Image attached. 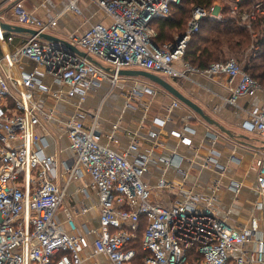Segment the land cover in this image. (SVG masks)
<instances>
[{
    "label": "built area",
    "instance_id": "2783aa9c",
    "mask_svg": "<svg viewBox=\"0 0 264 264\" xmlns=\"http://www.w3.org/2000/svg\"><path fill=\"white\" fill-rule=\"evenodd\" d=\"M77 1L67 0L63 12L80 16ZM92 2L108 21L89 26L68 42L97 65L40 38L51 35L57 17L42 19L14 6L17 23L36 35H27L13 52L5 46L13 42L14 34L0 30V264H98L97 256H104L111 264H133L142 220L140 242L146 254L142 264H264V154L255 161L260 202L250 211L259 210L262 218L252 215L248 226L234 229L213 215L212 198L189 193L168 206L153 202L152 190L143 181L148 172L145 157L131 162L127 154L101 145L95 134L96 114L90 115L88 123L86 115L57 120L40 99L48 95L55 101L75 96L84 100L88 91L102 82L115 87L122 79V70L144 71L168 80L185 79L188 73L223 76L229 86L225 103L230 106L239 98L264 93L234 59L213 63L204 71L183 61L190 37L199 31V22L204 18L221 21L217 7L194 8L183 41L178 42L177 36L173 43L157 47L152 23L170 17L171 6L181 0ZM21 58L33 61L43 72H20L16 64ZM46 75L61 89L44 85L41 78ZM135 95L134 89L128 98ZM246 113L247 128L263 143L264 104ZM51 120L57 122L69 142L72 161L64 164L68 181L89 176L96 193L99 227L91 244L87 238L91 231L86 226L79 229L68 217L66 232L56 217L65 190L56 183V158L43 153L44 136L37 132L40 128L45 133V123ZM149 136L156 138L153 132ZM181 142L190 144L186 138ZM129 151H137L135 140ZM158 186L183 190V184L159 181ZM201 199L206 205H201ZM89 247L90 254L83 257L82 251Z\"/></svg>",
    "mask_w": 264,
    "mask_h": 264
},
{
    "label": "crops",
    "instance_id": "0c3cea01",
    "mask_svg": "<svg viewBox=\"0 0 264 264\" xmlns=\"http://www.w3.org/2000/svg\"><path fill=\"white\" fill-rule=\"evenodd\" d=\"M66 4L67 0H0V23L22 27L12 10L14 6H20L42 19L57 17V26L51 36L68 41L72 36L82 34L89 26L108 21L92 0L77 1L80 16L63 12ZM42 5L46 6L45 9ZM14 36L13 42L5 46L9 52H13L27 34ZM176 37L161 42L159 46L173 43ZM2 51L0 46V57ZM16 65L17 70L23 73L34 70L43 72L27 58H21ZM176 66L180 68V64ZM138 79L122 77L115 87L102 82L88 91L84 100L75 96L55 101L48 95H41L40 99L57 120L86 115L85 123H88L90 115L96 114L95 134L100 137L101 145L118 154H127L131 162L145 157L148 172L143 176V181L152 190L153 202L168 206L182 201L183 195L189 193L198 198H212L210 210L213 215L234 229L248 226L252 215L262 218L259 210L250 211L260 202L256 190L255 161L264 151L261 149L262 140L247 128L246 111L264 104V93L239 98L234 106H230L225 103L229 86L223 76L211 78L188 73L185 79L169 80L181 94L225 128L231 134L228 136L206 124L189 108L147 80L143 79L145 86L140 89L139 82H136ZM41 81L54 90L61 89L53 84L49 75L42 77ZM133 84L137 95L129 99L127 92ZM174 103L179 104L174 107ZM45 128V133L37 129L44 136L46 146L43 153L56 158V183L65 190L56 217L66 232L69 231L66 224L68 217L74 219L79 229L86 226L91 231L87 237L91 244L97 238L99 227L97 197L91 179L84 176L80 180L68 181L64 171V164L72 161L68 139L54 120L45 123ZM151 132L156 134V138L149 136ZM172 132L181 137L172 136ZM182 138L190 140V144H183ZM134 140L137 151L131 152L129 146L134 144ZM161 159L164 162H160ZM159 181L183 184V190L160 188ZM200 203L206 205L203 199ZM90 252V247L83 250V257ZM96 259L98 264H111L104 256H97Z\"/></svg>",
    "mask_w": 264,
    "mask_h": 264
},
{
    "label": "trees",
    "instance_id": "16d2710c",
    "mask_svg": "<svg viewBox=\"0 0 264 264\" xmlns=\"http://www.w3.org/2000/svg\"><path fill=\"white\" fill-rule=\"evenodd\" d=\"M217 1L225 3L222 20L204 18L199 22V31L190 37L183 61L194 69L204 71L213 63L235 58L243 72L264 89V0H257L255 3L253 0H181L178 5L171 6L170 17L157 19L152 23L157 33L155 45L159 47L161 42L171 41L175 35H183L191 19L192 10L194 8L209 10ZM229 4H236L240 9L236 18L229 16ZM249 6L250 8H247ZM255 6L260 9L258 14H254L256 10H251ZM249 13L255 15V20L250 25L251 31L245 24L238 23L241 14ZM250 32L256 35L253 40ZM254 48L258 49L254 51ZM247 50L249 53L246 54ZM143 228L142 220L138 240L134 246L136 258L133 264H142L146 256L141 250L140 242Z\"/></svg>",
    "mask_w": 264,
    "mask_h": 264
},
{
    "label": "water",
    "instance_id": "95a60500",
    "mask_svg": "<svg viewBox=\"0 0 264 264\" xmlns=\"http://www.w3.org/2000/svg\"><path fill=\"white\" fill-rule=\"evenodd\" d=\"M0 30H3L7 33H14V34H27L30 36L36 35V32L32 29H25L19 26H10V25L3 24V23H0ZM40 38L54 44L58 49H61L62 51L66 53L67 52L74 53L92 62L93 64L97 65V63L93 61L90 57H88L86 54L79 51L74 46H71V44L68 41L61 40V39H58L56 37H53L47 34L40 35ZM184 38H185V34L178 36V42H182ZM173 52L174 51L172 50V53ZM119 75L121 77L142 78L144 80H147L151 84L157 86L164 92L168 93L172 98L177 100L180 104L189 108L199 118H201L206 124H208L209 126L215 127L223 134L231 136V134L227 130H225V128H223L217 121L213 120L208 115H206L205 112L197 104H195L194 102L186 98L183 94H181L172 85L171 81H169L168 79H164L158 75L151 74V73L144 72V71H138V70H122L119 72ZM261 149L264 151V142L262 143Z\"/></svg>",
    "mask_w": 264,
    "mask_h": 264
},
{
    "label": "rangeland",
    "instance_id": "374dc122",
    "mask_svg": "<svg viewBox=\"0 0 264 264\" xmlns=\"http://www.w3.org/2000/svg\"><path fill=\"white\" fill-rule=\"evenodd\" d=\"M236 1V0H235ZM257 0H253V2L255 3ZM238 2V1H237ZM225 3H224V1H217L215 4H214V6H216L217 7V9H218V14H220V16H221V20H222V17H223V15H222V10L224 9V5ZM229 7H230V12L228 13L229 14V16L230 17H234V18H236L237 17V14L240 12L239 10V7L236 5V4H229L228 5ZM247 8H250V6L249 7H247ZM252 11H255L254 12V14H258V11L260 10L259 8H258V6H255V8L254 9H251ZM259 14H261V13H259ZM240 20H239V24L241 25H243V24H245L246 25V27H247V29L249 30V31H251V27H250V25H251V22L253 21V20H255V15H253V13H249V15L248 14H241L240 15V18H239ZM250 34L252 35L251 36V38H252V40L254 39V37H256V35L255 34H252V32H250ZM258 48H254V51H256ZM249 50H250V48H249ZM249 50H247L246 51V54L247 53H249L248 51ZM254 54V53H253ZM235 59V58H234ZM236 60V59H235ZM136 82H139V85H140V89H142L141 87L143 86H145V84L143 83V82H145V81H143V79H141V78H139L138 79V81H136ZM151 87V86H150ZM136 90V88L134 87V84L132 85V86H130V88H129V91L127 92V95H131L132 93H133V90ZM135 98V97H134ZM137 251H138V249H137Z\"/></svg>",
    "mask_w": 264,
    "mask_h": 264
}]
</instances>
